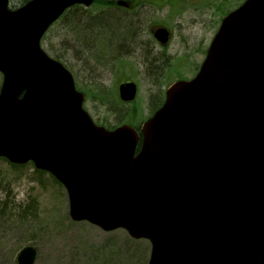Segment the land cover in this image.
<instances>
[{
    "label": "water",
    "instance_id": "water-1",
    "mask_svg": "<svg viewBox=\"0 0 264 264\" xmlns=\"http://www.w3.org/2000/svg\"><path fill=\"white\" fill-rule=\"evenodd\" d=\"M93 1L0 0V158L51 174L72 221L147 240V264H264V0L222 18L197 74L138 130L96 125L41 48L68 8ZM152 33L167 44L166 28ZM135 94L118 87L123 102ZM35 258L26 246L16 263Z\"/></svg>",
    "mask_w": 264,
    "mask_h": 264
},
{
    "label": "rangeland",
    "instance_id": "rangeland-1",
    "mask_svg": "<svg viewBox=\"0 0 264 264\" xmlns=\"http://www.w3.org/2000/svg\"><path fill=\"white\" fill-rule=\"evenodd\" d=\"M23 1L9 0V6L20 7ZM243 1L156 0L162 4L151 5L133 0L130 8L112 5L108 10L81 6L49 27L41 47L71 73L85 96L83 107L96 124L137 128L173 82L196 73L221 18ZM106 15L129 19L135 42L115 45L103 32L88 47L80 45L70 22ZM155 26L171 32L167 46H159L149 34ZM1 80L0 75V85ZM126 81L137 86L131 103L120 101L117 94L118 85ZM33 169L31 164L13 168L0 159V264H16L25 246L36 249L34 264H147L149 242L134 240L121 229L104 232L72 221L65 189Z\"/></svg>",
    "mask_w": 264,
    "mask_h": 264
},
{
    "label": "trees",
    "instance_id": "trees-1",
    "mask_svg": "<svg viewBox=\"0 0 264 264\" xmlns=\"http://www.w3.org/2000/svg\"><path fill=\"white\" fill-rule=\"evenodd\" d=\"M27 1L28 0H24L23 4ZM125 1H126V3L129 4V8H130L133 0H125ZM155 1L156 0H136L137 4H143V3H149L151 5L162 4L161 2H155ZM110 2L111 3L105 2V1H100V0H94L92 5L100 6V7H103L104 10H108V8H110V6L116 5V4H114V2H112V1H110ZM80 7L81 6H74L70 9H68L65 13L66 14L67 13L72 14L73 11L80 9ZM65 13L63 15H65ZM129 23H130L129 19H122L117 15H114V16L106 15V16H102V18H99V16H98L97 18L88 19V20L78 17L76 19H73L70 22V25H71L70 30H72L76 41L80 45L82 44L84 47H88V44L91 45L93 43V41L96 38H98L103 32L110 35L113 39V43H115V45L116 44L118 45V44L125 43L126 40H130V39H132V41L135 42L133 40V37H134L133 31L131 30ZM112 27H115V29ZM150 29L148 32L151 35ZM90 53H92V50L90 51ZM93 53H94V51H93ZM162 101H163V99L160 100L159 102H157L152 107V111L156 110L161 105ZM28 164H31V163H28ZM9 165L13 168H18V167L24 166V165L23 166L22 165L16 166V165H11V164H9ZM25 165H27V164H25ZM33 170H34V173L35 172L36 173H43V174L45 173L44 171H41V170H37V169H33Z\"/></svg>",
    "mask_w": 264,
    "mask_h": 264
},
{
    "label": "flooded vegetation",
    "instance_id": "flooded-vegetation-1",
    "mask_svg": "<svg viewBox=\"0 0 264 264\" xmlns=\"http://www.w3.org/2000/svg\"><path fill=\"white\" fill-rule=\"evenodd\" d=\"M126 5H127V6H123V7H125V8H129V4L126 3ZM125 8H124V9H125ZM199 66H200V65H199ZM199 66H198V68H199ZM197 70H198V69H197Z\"/></svg>",
    "mask_w": 264,
    "mask_h": 264
}]
</instances>
